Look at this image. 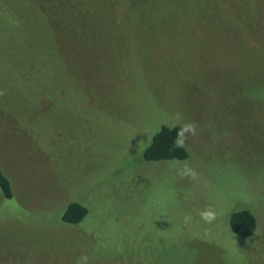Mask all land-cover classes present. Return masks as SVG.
<instances>
[{
	"label": "rangeland",
	"instance_id": "rangeland-1",
	"mask_svg": "<svg viewBox=\"0 0 264 264\" xmlns=\"http://www.w3.org/2000/svg\"><path fill=\"white\" fill-rule=\"evenodd\" d=\"M0 170V264H264V0H0Z\"/></svg>",
	"mask_w": 264,
	"mask_h": 264
},
{
	"label": "trees",
	"instance_id": "trees-1",
	"mask_svg": "<svg viewBox=\"0 0 264 264\" xmlns=\"http://www.w3.org/2000/svg\"><path fill=\"white\" fill-rule=\"evenodd\" d=\"M181 127L168 128L161 126L152 136L149 145L142 154L144 162L159 161H183L187 157L185 148H174L173 142L177 138V133ZM0 195L3 199H11L13 192L9 179L0 170ZM87 210L81 204L70 202L60 214L59 221L66 225H78L86 216ZM254 217L246 210H239L231 213L229 217L230 231L237 236H250L255 229Z\"/></svg>",
	"mask_w": 264,
	"mask_h": 264
},
{
	"label": "clouds",
	"instance_id": "clouds-1",
	"mask_svg": "<svg viewBox=\"0 0 264 264\" xmlns=\"http://www.w3.org/2000/svg\"><path fill=\"white\" fill-rule=\"evenodd\" d=\"M186 134H191L193 136L196 135V126L193 123H186L184 124L180 130L177 133V138L174 140L173 142V147L174 148H183L185 145V140H186ZM186 173H181V175H185ZM203 218L208 221L211 222L212 219H214V214L212 212H206L203 213ZM83 259H87L86 257H84Z\"/></svg>",
	"mask_w": 264,
	"mask_h": 264
}]
</instances>
